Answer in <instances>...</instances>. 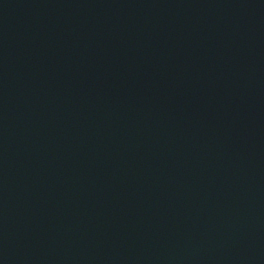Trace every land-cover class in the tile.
I'll use <instances>...</instances> for the list:
<instances>
[{
  "label": "water",
  "instance_id": "water-1",
  "mask_svg": "<svg viewBox=\"0 0 264 264\" xmlns=\"http://www.w3.org/2000/svg\"><path fill=\"white\" fill-rule=\"evenodd\" d=\"M0 264H264V0H0Z\"/></svg>",
  "mask_w": 264,
  "mask_h": 264
}]
</instances>
